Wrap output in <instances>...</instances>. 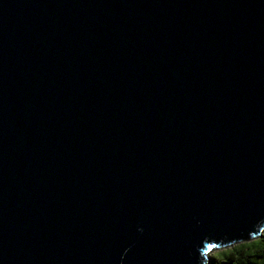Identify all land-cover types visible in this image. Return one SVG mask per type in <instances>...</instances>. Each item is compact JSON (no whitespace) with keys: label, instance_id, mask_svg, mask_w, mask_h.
I'll return each mask as SVG.
<instances>
[{"label":"water","instance_id":"1","mask_svg":"<svg viewBox=\"0 0 264 264\" xmlns=\"http://www.w3.org/2000/svg\"><path fill=\"white\" fill-rule=\"evenodd\" d=\"M263 232L264 0H0V264Z\"/></svg>","mask_w":264,"mask_h":264},{"label":"trees","instance_id":"2","mask_svg":"<svg viewBox=\"0 0 264 264\" xmlns=\"http://www.w3.org/2000/svg\"><path fill=\"white\" fill-rule=\"evenodd\" d=\"M259 241L260 243H256ZM251 244V247L238 248L237 245ZM264 232L255 240H249L232 245L231 247L216 249L209 256L208 264H264ZM231 249L230 252L226 250ZM217 253H224L223 257H218Z\"/></svg>","mask_w":264,"mask_h":264},{"label":"snow or ice","instance_id":"3","mask_svg":"<svg viewBox=\"0 0 264 264\" xmlns=\"http://www.w3.org/2000/svg\"><path fill=\"white\" fill-rule=\"evenodd\" d=\"M256 243H260L259 241H257ZM252 245L251 244H245V245H237L238 248H243V247H251ZM261 246H264V245H261ZM210 248L212 247L211 245L209 246ZM227 252H230L231 249H228L226 250ZM224 253H217V256L218 257H223Z\"/></svg>","mask_w":264,"mask_h":264},{"label":"rangeland","instance_id":"4","mask_svg":"<svg viewBox=\"0 0 264 264\" xmlns=\"http://www.w3.org/2000/svg\"><path fill=\"white\" fill-rule=\"evenodd\" d=\"M209 256H211V255H209Z\"/></svg>","mask_w":264,"mask_h":264}]
</instances>
